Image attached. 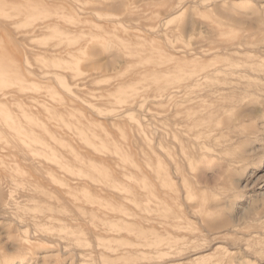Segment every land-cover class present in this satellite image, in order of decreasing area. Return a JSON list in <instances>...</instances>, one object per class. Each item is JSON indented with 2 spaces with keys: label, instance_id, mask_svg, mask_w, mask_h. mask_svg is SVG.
<instances>
[{
  "label": "rangeland",
  "instance_id": "obj_1",
  "mask_svg": "<svg viewBox=\"0 0 264 264\" xmlns=\"http://www.w3.org/2000/svg\"><path fill=\"white\" fill-rule=\"evenodd\" d=\"M0 264H264V0H0Z\"/></svg>",
  "mask_w": 264,
  "mask_h": 264
},
{
  "label": "bare ground",
  "instance_id": "obj_2",
  "mask_svg": "<svg viewBox=\"0 0 264 264\" xmlns=\"http://www.w3.org/2000/svg\"><path fill=\"white\" fill-rule=\"evenodd\" d=\"M260 29V28H259ZM255 35L253 34V33H250V32H248L247 34H245L242 38H241V40H239L238 42L236 41L235 43L233 42L232 44H229V45H227V46H225L224 47V49H226V50H228V51H230V54H228V56L230 57V58H233V57H235V58H237L236 56H242V55H247V54H249V55H257V54H260V52L257 50V49H254V48H252L253 47V45L255 44V42H253V37H254ZM262 36V35H261ZM240 39V38H239ZM227 44V43H226ZM216 46V45H215ZM261 47V46H260ZM234 58V59H235ZM236 60V59H235ZM228 65H226L225 67L226 68H220V67H216L215 66V68L212 70L213 71V73L215 74H220V73H223V72H225L226 74H231V70H230V68H228L227 67ZM247 72V71H246ZM237 74V73H239V72H237V71H233V74ZM248 73V72H247ZM213 88V87H212ZM241 88V87H240ZM239 88V89H240ZM248 88V87H247ZM244 89H245V87H244ZM248 90H249V88H248ZM251 91V90H250ZM226 98V97H225ZM232 98V97H231ZM231 98H230V100H231ZM222 104V103H221ZM224 109V108H223ZM221 111H223V110H221ZM219 113V112H218ZM176 118V117H175ZM11 203V202H10ZM13 206V205H12ZM9 210V209H8ZM6 212V211H5ZM26 251V250H25Z\"/></svg>",
  "mask_w": 264,
  "mask_h": 264
}]
</instances>
